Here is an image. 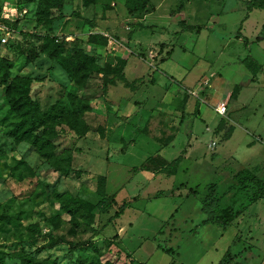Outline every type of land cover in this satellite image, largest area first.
<instances>
[{
    "label": "rangeland",
    "instance_id": "obj_1",
    "mask_svg": "<svg viewBox=\"0 0 264 264\" xmlns=\"http://www.w3.org/2000/svg\"><path fill=\"white\" fill-rule=\"evenodd\" d=\"M83 1L64 0V18L53 23L55 34L77 40L104 71L78 89L41 49L45 0H0V66L8 61L12 72L32 76L30 96L43 113L57 103L69 107V94L92 105L79 115L89 127L85 138L58 123L57 136L48 137L58 157L73 156L64 175L11 134L17 119L0 100L1 264H76L80 250L69 248L87 242L111 264H264V198L225 232L201 225L208 184L227 185L234 169L264 163V74L253 80L242 63L252 56L264 65V42L246 48L239 38L263 34L264 11L242 24L250 0H150L143 15L129 14L126 0H95L87 8ZM217 106L227 107L224 116ZM218 120L225 128L212 133ZM232 126L235 134L224 142ZM193 146L174 176L134 171L149 158L173 161ZM100 178L111 207L96 214L91 229L58 194L95 204Z\"/></svg>",
    "mask_w": 264,
    "mask_h": 264
},
{
    "label": "trees",
    "instance_id": "obj_2",
    "mask_svg": "<svg viewBox=\"0 0 264 264\" xmlns=\"http://www.w3.org/2000/svg\"><path fill=\"white\" fill-rule=\"evenodd\" d=\"M95 3V0L83 1V5L86 8ZM63 4L64 0H45V3H42L39 9V21L45 26L41 49L47 57L56 60L60 64L76 88L83 89L93 74H104V71L96 63L95 56L88 55L77 44V40L68 43L65 39L60 38V36L54 33V21L56 18H64ZM105 7L111 9L110 6L106 5ZM125 7L131 15H143L150 8V0H126ZM247 8L249 12L255 9L264 10V0H250L247 3ZM54 11L58 12V16H55ZM245 20H243V23ZM181 24L188 31L200 30L199 27ZM140 28L144 29L143 26H140ZM241 29L242 27L239 29L240 32ZM262 31L264 33V24ZM95 38L103 39L102 36H95ZM239 38L241 37L239 36ZM242 38H244V46L246 48L256 43L251 42L244 36ZM261 39L262 36H258L256 40L259 42ZM104 42L106 43L107 41L104 40ZM69 46L72 50H69ZM242 63L252 73L253 80L256 79L258 73H264L262 65L252 56H248ZM26 66V64L23 65V67ZM12 68L13 64L4 60L0 66V100L4 99L5 106L8 107L10 114L17 119L11 134L29 142L41 152L44 158L50 160L58 171L64 175H69L72 171V154L67 153L64 156L58 157L54 145L48 137L57 136L54 125L58 123L60 125H68L77 137L85 138L89 132V127L86 121L79 115H84L86 112L91 111L92 105L86 99L69 94V107L63 103H57L49 111L43 113L39 103L34 101L30 96L32 76L29 74L23 75L22 73L16 74L12 72ZM120 80L127 88L131 90L135 89V82L128 83L124 75H122ZM224 126L225 123L221 121L218 130H223ZM233 132L234 127H229L225 139L229 140ZM183 157L181 155L171 162L161 157H152L147 160L146 164L134 171H146L154 174L174 176L177 174ZM205 189L206 193L201 199L202 213L205 219L201 222V225H215L225 232L254 204L264 198V178L258 176L248 168H241L233 173L229 184L219 185L218 183H210ZM98 193L100 200L95 204L73 198L69 195L64 197V195L58 194V196L65 200L67 204L65 207L68 213L76 221L92 229L96 221V214H105L111 207V202L106 197L105 179L103 178L99 180ZM124 210L125 206L122 207V212ZM121 213H116L115 217H119ZM69 249L70 252H75L77 249L80 250V258L76 264H111L110 262L102 261L105 253H101L98 247L93 246L91 242L83 243L79 246H71ZM35 264L46 263L38 261Z\"/></svg>",
    "mask_w": 264,
    "mask_h": 264
},
{
    "label": "crops",
    "instance_id": "obj_3",
    "mask_svg": "<svg viewBox=\"0 0 264 264\" xmlns=\"http://www.w3.org/2000/svg\"><path fill=\"white\" fill-rule=\"evenodd\" d=\"M249 2V1H248ZM150 4H151V2H150ZM151 10V5H150V8H149V10L148 11H150ZM184 10H185V8L183 7H181L179 10L177 9V11H178V13H177V15H182L183 14V12H184ZM247 10H248V8H247ZM255 10H258V9H255ZM255 10H253L252 12H249L248 11V13L246 14V16H245V18H244V20H245V22H247L248 20H250V17H251V15L254 13V11ZM264 11V10H263ZM181 23V22H180ZM244 24V23H243ZM139 25L140 26H145V24L144 23H142V22H139ZM187 26H189L188 24H186ZM146 27H148V26H146ZM140 30V29H139ZM135 34H137V33H135ZM134 34V35H135ZM243 36V35H242ZM242 36H241V39L243 40V45H244V38H242ZM258 36H262V39H261V41H259V42H257V37ZM253 41H251V42H256L255 44H261L262 42H264V33H263V35H258ZM244 37H246V36H244ZM246 38H248V37H246ZM249 39V38H248ZM253 44H251L248 48H250L251 46H252ZM172 54V53H171ZM169 58H170V56H169ZM254 58V57H253ZM246 59V58H245ZM168 60V59H167ZM257 60V59H256ZM258 61V60H257ZM164 62H166V61H164ZM163 62V63H164ZM242 62H243V60H242ZM162 63V64H163ZM258 63L260 64V65H262V67H263V71H264V65L263 64H261L259 61H258ZM128 65H130V61L128 62ZM162 66V65H161ZM252 74V73H251ZM259 74V73H258ZM257 74V75H258ZM260 74H264V73H260ZM125 77L127 78V75H125ZM257 77V76H256ZM127 80H128V78H127ZM231 96H227V99H228V103H230V98ZM239 100V99H238ZM238 100H232V101H238ZM189 107H191V106H189ZM199 107V106H198ZM198 107H196V109H198ZM218 107V106H217ZM216 107V108H217ZM216 108H215V110H216ZM201 111H202V115H201V117L200 118H198V119H203V106H202V108H201ZM217 113V112H216ZM218 114V113H217ZM219 116H224V115H220V114H218ZM193 119V121H194V118H192ZM230 122H231V120H230ZM221 123V121L220 120H218V123H217V125L215 126V128L214 129H212L211 130V132L213 133V131L216 129V132H220L219 130H218V126H219V124ZM226 125V124H225ZM232 127H234V126H232ZM224 128H225V126H224ZM222 131V130H221ZM235 127H234V132H233V134H232V136H231V138L229 139V140H226L225 139V141L224 142H229L232 138H233V135L235 134ZM177 138V137H176ZM176 138L175 139H171L170 141H169V147H171L173 144H174V142L176 141ZM214 143V147H216V143L215 142H212V144ZM167 144V145H168ZM257 144V142L256 143H254V141H252L251 143H249L248 144V146L249 147H251V146H254V145H256ZM210 147V146H209ZM194 146H193V148L191 149V151H189V152H187V154L186 153H184V151L182 152V154H183V162H185L187 159H190L191 158V153H192V151H194ZM164 160H166L165 158H164ZM166 161H168V160H166ZM168 162H171V161H168ZM183 162H181V164L183 163ZM180 164V165H181ZM180 165H179V167H178V171H179V168H180ZM260 166V167H259ZM261 167H264V163H261V164H257V165H253V166H249L248 167V169H250V170H252V171H254L258 176H261L262 177V175H261V173H260V171H258V170H260V169H262ZM241 169V168H240ZM240 169H238V170H240ZM238 170H235L234 169V172L235 171H238ZM146 172V171H145ZM150 173V172H149ZM178 173V172H177ZM152 174H154V173H152ZM154 176H155V174H154ZM263 178V177H262ZM260 202V201H259Z\"/></svg>",
    "mask_w": 264,
    "mask_h": 264
},
{
    "label": "built area",
    "instance_id": "obj_4",
    "mask_svg": "<svg viewBox=\"0 0 264 264\" xmlns=\"http://www.w3.org/2000/svg\"><path fill=\"white\" fill-rule=\"evenodd\" d=\"M216 112L220 115H224L227 112V107L226 106H218L216 108Z\"/></svg>",
    "mask_w": 264,
    "mask_h": 264
}]
</instances>
